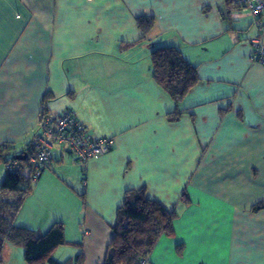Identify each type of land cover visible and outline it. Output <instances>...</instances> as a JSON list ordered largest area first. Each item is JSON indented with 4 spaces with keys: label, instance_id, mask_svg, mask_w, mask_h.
Returning a JSON list of instances; mask_svg holds the SVG:
<instances>
[{
    "label": "crops",
    "instance_id": "crops-1",
    "mask_svg": "<svg viewBox=\"0 0 264 264\" xmlns=\"http://www.w3.org/2000/svg\"><path fill=\"white\" fill-rule=\"evenodd\" d=\"M242 9L0 0V144L30 149L45 95L47 114L72 111L92 138L113 139L86 167L53 145L14 223L61 222L83 264H102L125 193L144 188L175 212L146 264H264V209L252 210L264 201V65L251 60L256 20L245 9L250 22L237 24ZM141 16L154 19L145 35ZM170 45L199 78L178 103L151 75L152 49Z\"/></svg>",
    "mask_w": 264,
    "mask_h": 264
},
{
    "label": "trees",
    "instance_id": "trees-1",
    "mask_svg": "<svg viewBox=\"0 0 264 264\" xmlns=\"http://www.w3.org/2000/svg\"><path fill=\"white\" fill-rule=\"evenodd\" d=\"M226 12L243 8L235 0H224ZM254 18V17H253ZM261 18V17H260ZM255 19V18H254ZM137 27L143 35L154 25L151 16L137 18ZM256 25V24H255ZM152 79L175 103L198 83L197 66L191 64L181 51L174 46L153 48L151 52ZM48 99V95H45ZM43 100L41 115H46V102ZM41 116V117H42ZM31 145V143H30ZM13 149L10 144H0V161ZM28 151V152H27ZM32 148L25 151V160ZM7 158L4 162L16 160ZM32 183L27 177L7 171L0 184V261L5 242L23 248V259L27 264H71L70 260L59 263L52 256L56 248L71 244L64 236L61 222L52 224L45 232L14 223L25 199L31 193ZM83 196V195H82ZM264 209V201L255 204L253 211ZM117 222L112 228L111 242L102 264H146L155 244L161 236L173 234L175 212L169 211L158 201L147 196L144 188L130 189L124 201L116 210ZM81 249L80 244H77ZM80 251L73 264H83Z\"/></svg>",
    "mask_w": 264,
    "mask_h": 264
},
{
    "label": "built area",
    "instance_id": "built-area-1",
    "mask_svg": "<svg viewBox=\"0 0 264 264\" xmlns=\"http://www.w3.org/2000/svg\"><path fill=\"white\" fill-rule=\"evenodd\" d=\"M235 1L247 9L256 20V36L250 41L251 60L264 65V21L260 18L264 16V0ZM38 126V133L31 140L32 151L27 161L11 160L4 164L7 171L27 177L31 183H34L50 164L53 145L67 148L84 167L90 159L103 156L113 145L112 138H92L72 111H65L57 116L43 115Z\"/></svg>",
    "mask_w": 264,
    "mask_h": 264
},
{
    "label": "rangeland",
    "instance_id": "rangeland-1",
    "mask_svg": "<svg viewBox=\"0 0 264 264\" xmlns=\"http://www.w3.org/2000/svg\"><path fill=\"white\" fill-rule=\"evenodd\" d=\"M240 17H241V20L237 24L240 23L241 25L246 26V24H248L250 22L245 9L244 10L242 9V14L240 15ZM249 29H250L249 31H251L253 29L252 26ZM14 151H15V153H17L18 151H20V148L13 147V149L8 154H6L4 156L3 161H0V184L2 182L3 177L7 173V170L4 167V164H5L4 161L7 158H13ZM16 155H18V154H16ZM74 159L77 160L75 156H74ZM72 162L75 164V161H73V159H72ZM71 169H73V168H71ZM34 186L35 185L32 186V189ZM31 192H32V190H31ZM35 231H38V230H35ZM67 242H69V240ZM69 243H71V244H67L65 246H60V247L56 248L53 252L52 257L56 261H58L59 263H64V262L70 260L71 264H73L72 262L74 261L76 255L80 254V249L77 247L78 243L77 242H69ZM59 252H62V253L59 254ZM0 264H27L23 259V248L19 245H13V244H10L8 242H5L4 246H3V250H2Z\"/></svg>",
    "mask_w": 264,
    "mask_h": 264
},
{
    "label": "water",
    "instance_id": "water-1",
    "mask_svg": "<svg viewBox=\"0 0 264 264\" xmlns=\"http://www.w3.org/2000/svg\"><path fill=\"white\" fill-rule=\"evenodd\" d=\"M26 154H19L14 157L16 160H25Z\"/></svg>",
    "mask_w": 264,
    "mask_h": 264
}]
</instances>
